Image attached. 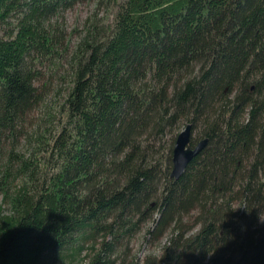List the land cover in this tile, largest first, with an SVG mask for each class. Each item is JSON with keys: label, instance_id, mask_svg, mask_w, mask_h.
Wrapping results in <instances>:
<instances>
[{"label": "trees", "instance_id": "obj_1", "mask_svg": "<svg viewBox=\"0 0 264 264\" xmlns=\"http://www.w3.org/2000/svg\"><path fill=\"white\" fill-rule=\"evenodd\" d=\"M0 264H264V0H0Z\"/></svg>", "mask_w": 264, "mask_h": 264}, {"label": "rangeland", "instance_id": "obj_2", "mask_svg": "<svg viewBox=\"0 0 264 264\" xmlns=\"http://www.w3.org/2000/svg\"><path fill=\"white\" fill-rule=\"evenodd\" d=\"M94 10L93 2H85L80 3L72 8L64 11L63 13V20H64V27L66 29L67 37L69 40V45H73L76 41L77 32L82 26L83 20ZM103 8L99 10V15L103 14ZM49 73L45 74V81L47 87V93L43 97V101L40 105L34 109L27 118L28 126L33 128L34 125L38 123H43L46 118V113L48 109L57 106L58 103L61 101V94L55 93V90L59 88V82L56 76L51 79L48 78ZM49 87V88H48ZM182 130V127H179L175 134H167L168 137H176V133ZM197 131H193L194 133ZM5 205H1V211L4 212ZM193 230V229H192ZM166 237H162L158 242H153L148 240L146 237H143L142 231L137 232L135 236L131 239L129 245L132 247V251L136 252L139 259H143V257L150 253H158L161 244L165 242Z\"/></svg>", "mask_w": 264, "mask_h": 264}, {"label": "water", "instance_id": "obj_3", "mask_svg": "<svg viewBox=\"0 0 264 264\" xmlns=\"http://www.w3.org/2000/svg\"><path fill=\"white\" fill-rule=\"evenodd\" d=\"M191 124L187 123L175 137L171 152L170 176L177 179L190 160L205 146L207 139L202 138L190 145Z\"/></svg>", "mask_w": 264, "mask_h": 264}]
</instances>
